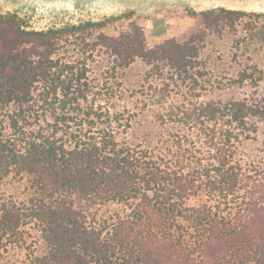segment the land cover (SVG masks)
<instances>
[{
	"label": "trees",
	"instance_id": "trees-1",
	"mask_svg": "<svg viewBox=\"0 0 264 264\" xmlns=\"http://www.w3.org/2000/svg\"><path fill=\"white\" fill-rule=\"evenodd\" d=\"M188 13L199 26L153 46L134 21L106 33L121 15L33 29L0 14V180L33 192L0 202V256L34 228L40 250L14 264H264V168L239 157L264 123L261 77L228 96L251 73L219 85L198 44L264 13ZM138 60L147 84L120 108ZM145 113L165 131L154 146L130 134Z\"/></svg>",
	"mask_w": 264,
	"mask_h": 264
},
{
	"label": "rangeland",
	"instance_id": "rangeland-1",
	"mask_svg": "<svg viewBox=\"0 0 264 264\" xmlns=\"http://www.w3.org/2000/svg\"><path fill=\"white\" fill-rule=\"evenodd\" d=\"M216 6L264 13V0H0V14L15 13L27 28L33 29L121 15L122 18L104 28L106 33L119 34L134 21L144 27L147 45L153 46L171 37H182L200 25L199 17L189 15V7L199 11ZM251 18L253 29H247L245 22L240 23L235 31L221 27L220 32L208 31L205 40L198 43L206 69L219 85H229L233 79L240 78L243 71L251 73L242 87L226 91L228 96L251 94L254 76L261 77L259 87L255 88L256 95H264V17ZM146 69L147 66L138 60L125 71L126 94L118 107L128 106L133 110L134 96L131 95L140 96L138 91L147 84ZM147 114L133 116L130 134L135 140H147L148 145L154 146L159 139H165V131ZM239 153L242 163L264 168V123L260 124L254 139L245 141ZM32 194L25 179L8 177L0 180V202L6 199L24 202ZM116 209L113 205L103 208L99 216L109 219ZM28 231L25 248L15 247L5 251L0 256V264L20 263L29 248L36 252L40 250L42 241L39 232L34 228Z\"/></svg>",
	"mask_w": 264,
	"mask_h": 264
}]
</instances>
